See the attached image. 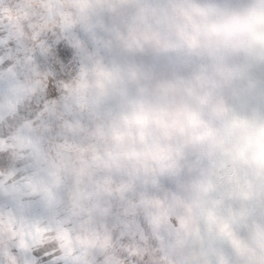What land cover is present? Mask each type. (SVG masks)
Returning a JSON list of instances; mask_svg holds the SVG:
<instances>
[{
	"label": "clouds",
	"instance_id": "clouds-1",
	"mask_svg": "<svg viewBox=\"0 0 264 264\" xmlns=\"http://www.w3.org/2000/svg\"><path fill=\"white\" fill-rule=\"evenodd\" d=\"M0 264H264V0H0Z\"/></svg>",
	"mask_w": 264,
	"mask_h": 264
}]
</instances>
